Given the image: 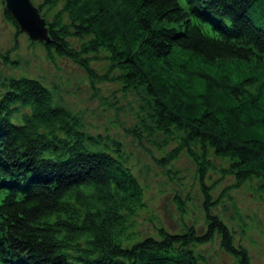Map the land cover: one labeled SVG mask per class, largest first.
Masks as SVG:
<instances>
[{"label": "trees", "instance_id": "1", "mask_svg": "<svg viewBox=\"0 0 264 264\" xmlns=\"http://www.w3.org/2000/svg\"><path fill=\"white\" fill-rule=\"evenodd\" d=\"M36 5L48 26L50 40L38 41L48 57L77 62L92 85L143 88L151 125L140 117L141 125L177 140L165 159L187 150L197 164L205 228L159 225L139 234L144 189L120 141L86 131L43 80L18 74L0 88V264H205L195 246L215 236L237 264H251L212 211L206 179L216 168L213 151L229 159L219 170L233 175L232 186L255 180L264 196V0ZM99 52L104 71L93 63Z\"/></svg>", "mask_w": 264, "mask_h": 264}, {"label": "rangeland", "instance_id": "2", "mask_svg": "<svg viewBox=\"0 0 264 264\" xmlns=\"http://www.w3.org/2000/svg\"><path fill=\"white\" fill-rule=\"evenodd\" d=\"M40 1L34 0L36 4ZM2 7L0 0V88L1 82L10 76H36L49 86L57 102L80 115L86 131L108 134L120 141L126 163L144 189L146 206L136 216L139 234H155L159 225L171 231H181L189 225L204 229V194L197 164L187 150H182L175 159H165L164 155L177 140L141 125L140 117L151 125L143 88L124 90L116 80L92 85L77 62L65 56L50 58L43 44L29 39L22 31L16 32L4 18ZM4 54L12 62H3ZM102 54L99 52V58L93 61L99 71L108 67ZM138 128L140 136L136 134ZM211 159L216 168L210 170L206 183L216 200L212 211L228 224L236 243L247 247L251 264H264V196L254 189L255 180L232 186L233 175L219 170L228 166L229 159L213 151ZM195 251L204 255L205 264H237L220 246L218 236L196 245Z\"/></svg>", "mask_w": 264, "mask_h": 264}, {"label": "water", "instance_id": "3", "mask_svg": "<svg viewBox=\"0 0 264 264\" xmlns=\"http://www.w3.org/2000/svg\"><path fill=\"white\" fill-rule=\"evenodd\" d=\"M3 7L15 21L19 31L33 41L50 40L46 19L33 0H2Z\"/></svg>", "mask_w": 264, "mask_h": 264}, {"label": "bare ground", "instance_id": "4", "mask_svg": "<svg viewBox=\"0 0 264 264\" xmlns=\"http://www.w3.org/2000/svg\"><path fill=\"white\" fill-rule=\"evenodd\" d=\"M14 175V174H13ZM11 176V175H10ZM7 179V178H6ZM10 179V178H9ZM13 179H14V177H13ZM15 180V179H14ZM16 181V180H15ZM18 183V182H17Z\"/></svg>", "mask_w": 264, "mask_h": 264}]
</instances>
